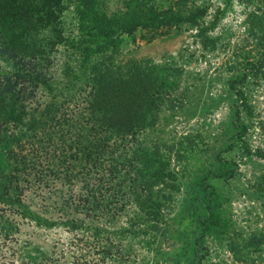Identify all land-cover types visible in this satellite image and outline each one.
Listing matches in <instances>:
<instances>
[{"label": "trees", "instance_id": "16d2710c", "mask_svg": "<svg viewBox=\"0 0 264 264\" xmlns=\"http://www.w3.org/2000/svg\"><path fill=\"white\" fill-rule=\"evenodd\" d=\"M187 1L122 0L120 9L107 14L99 0H75L78 35L72 36L55 22L64 0H0V58L10 66L0 71V264H168L166 259L145 262L127 243L141 238L145 246L159 245L172 214L176 195L152 187L178 186L168 183L175 175L170 165L183 155L168 145L159 151L156 140L148 148L144 135L157 118L156 101L162 94L174 100L169 77L178 69L126 59L119 46L123 34L139 28L197 27L200 11L185 7ZM55 55L63 56L58 75ZM245 67L230 83L236 93H244L236 82L264 69L255 63ZM237 110L231 122L234 141L245 131ZM47 160L52 170L32 182L31 172ZM224 175L218 169L207 172ZM56 182L67 189V196L56 197V217H45L23 199V192ZM11 214L45 230L61 228L65 242L19 243ZM199 222L202 230L224 232L212 212Z\"/></svg>", "mask_w": 264, "mask_h": 264}, {"label": "rangeland", "instance_id": "374dc122", "mask_svg": "<svg viewBox=\"0 0 264 264\" xmlns=\"http://www.w3.org/2000/svg\"><path fill=\"white\" fill-rule=\"evenodd\" d=\"M121 2L99 0L107 14L120 9ZM62 6L55 22L60 23L65 35H78L75 0H64ZM185 7L200 11L197 27L167 31L139 28L121 36L119 52L126 59L144 60L154 68L165 65L178 69V74L169 77L173 101L178 104L164 100L162 94L155 103L157 118L146 131L144 142L151 149L156 140L159 151L168 145L176 155H183L170 165L175 175L168 183L175 181L178 186L159 183L152 187L176 195L170 201L172 214L161 243L148 247L141 238H129L127 244L145 262L166 259L168 264H264V69L257 77L234 84L244 93L230 87L246 64L255 63L259 70L264 65V0H188ZM62 59V55L54 59L57 75ZM5 61L0 58V71L10 70ZM236 110L245 123L240 141H234L236 130L231 127ZM51 164L47 160L42 169L36 167L30 180L48 175ZM212 169L225 175L207 176ZM60 183L23 192V199L36 212L54 218V204L59 205L56 197L67 196ZM79 187L77 184L73 190L77 193ZM47 193L50 196L46 198ZM9 211L5 213H13ZM177 211L186 215L178 217ZM209 212L219 215L224 232L213 227L202 230L199 218H208ZM11 218L18 223L19 232L13 234L19 243L32 241L48 247L65 242L61 228L45 230L16 214ZM66 259L70 263L71 258ZM94 259L99 258L94 255Z\"/></svg>", "mask_w": 264, "mask_h": 264}]
</instances>
